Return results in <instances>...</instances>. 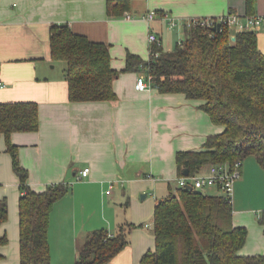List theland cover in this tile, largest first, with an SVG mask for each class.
I'll list each match as a JSON object with an SVG mask.
<instances>
[{"label": "crops", "instance_id": "obj_1", "mask_svg": "<svg viewBox=\"0 0 264 264\" xmlns=\"http://www.w3.org/2000/svg\"><path fill=\"white\" fill-rule=\"evenodd\" d=\"M152 10L156 15L148 19ZM253 10L264 14V0H255ZM228 12L244 18L248 1L130 0L128 10L114 15L108 12V0H0V102L36 101L39 107V129L15 131L12 141L19 145L33 188L42 190L55 182L71 185L51 212L52 259L75 264L86 233L99 227L116 233L131 225L128 244L111 264H140L143 255L156 248L154 211L172 190L171 181L180 177L177 152L202 149L208 135L224 125L214 123L202 101L184 92H161L154 85L138 89L141 71L126 70L128 53L147 59L151 31L165 50H172L175 35L181 41L192 19ZM53 24H67L109 45L112 65L120 71L114 81L116 99H70L66 63L51 54ZM256 32L264 51V24ZM85 167L90 168L88 175L78 178ZM21 193L6 137L0 134V199L8 200L14 225L9 217L0 225V235L9 236V228L16 235L18 221L19 245L14 258L9 256L10 240L0 246V264H20ZM232 203L234 223L248 229L240 252L264 254V225L258 220L264 210V168L254 155L244 160ZM71 247L72 258L60 260Z\"/></svg>", "mask_w": 264, "mask_h": 264}, {"label": "trees", "instance_id": "obj_2", "mask_svg": "<svg viewBox=\"0 0 264 264\" xmlns=\"http://www.w3.org/2000/svg\"><path fill=\"white\" fill-rule=\"evenodd\" d=\"M247 1L249 14H253L255 0ZM129 8L130 0H108L110 14H123ZM50 41L52 58L66 63L70 99L117 98L114 81L120 71L112 65L107 43L91 40L67 24H53ZM153 50L160 54L151 60L129 52L126 70H147L161 92H184L200 99L212 121L224 125L222 131L208 135L202 149L177 152L178 174L185 175L186 168L194 175L210 164L244 162L250 155L264 168V51L257 32L192 23L174 49L154 44ZM39 127L36 101L0 102V134L6 137L22 189L20 264H54L49 240L51 212L71 188L66 182H55L37 190L29 183V170L20 161L12 134ZM8 218V201L0 199V225ZM258 220L264 225V210ZM130 227L123 225L116 233L103 227L90 229L76 264H111L128 244ZM153 233L156 248L148 250L140 264H264V254L240 252L248 229L234 223L233 203L222 193L180 185L172 188L155 207ZM8 241L7 234L0 235V246Z\"/></svg>", "mask_w": 264, "mask_h": 264}, {"label": "built area", "instance_id": "obj_3", "mask_svg": "<svg viewBox=\"0 0 264 264\" xmlns=\"http://www.w3.org/2000/svg\"><path fill=\"white\" fill-rule=\"evenodd\" d=\"M156 15V11L152 10L148 13L147 18L153 19ZM130 16V15H128ZM172 23H175L174 21ZM202 24V25H228L232 30H255L264 24V14H248L244 18L236 13L228 12L217 18H196L189 22L190 24ZM150 42V53L148 60H151L153 56H158L160 52L158 50H153L154 44L162 45V41L158 34L154 31L149 33ZM148 71L142 70L136 87L140 90L150 89L153 83L150 79ZM244 162L238 160L235 164L230 162L225 163H214L207 165L208 169H201L198 173L194 175H183L178 178V183L180 186L187 187L192 185L193 188H203L207 185L215 186L220 193L229 197L233 201V193L235 182L242 176V167ZM90 168L85 167L80 171L78 178H82L88 175Z\"/></svg>", "mask_w": 264, "mask_h": 264}, {"label": "rangeland", "instance_id": "obj_4", "mask_svg": "<svg viewBox=\"0 0 264 264\" xmlns=\"http://www.w3.org/2000/svg\"><path fill=\"white\" fill-rule=\"evenodd\" d=\"M178 34H176L175 35V40H174V45L176 46L177 45V42H178V40H179V38H178V36H177ZM180 36V35H179ZM175 48V47H174ZM172 182V184L174 185L173 186V189L174 190H176V188H177V186H179V183H178V180H172L171 181ZM202 191H204V192H207V193H212V194H217L218 192H219V190L215 187V186H210V185H207V186H205V187H203V188H200ZM152 193L153 192H151V196H153L152 195ZM156 193H157V195L159 194L158 192H157V190H156ZM155 193V194H156ZM156 196V195H155ZM8 201V200H7ZM9 217L11 218L10 219V222L9 223H11L12 224V227L14 226L13 225V220H12V217L10 216V211H9ZM149 223L151 224V226L153 227V222L152 221H149ZM17 226H18V221H16V226H15V232H16V235H14L13 236V233H12V228L10 229L9 228V240H10V242H9V245L11 246V250L9 251V256L11 257V258H14V254L17 252V250H18V248H19V245H18V230H17ZM2 228V227H1ZM13 244H14V246L15 247H13ZM68 250V249H67ZM59 252H57V251H55V254H56V256H59L60 255V253L58 254ZM71 255H73V252H72V247L70 248V250H69V253H66V257H65V259H63L62 257H59L60 258V260H63L64 262H66V261H68V260H70L72 257H70ZM61 256V255H60ZM55 261H54V260ZM52 260H53V262H54V264H61V262L59 261H57V259L55 258V256H54V258H53ZM71 262H69V263H65V264H70ZM75 264H76V262H74ZM62 264H64V263H62ZM72 264V263H71Z\"/></svg>", "mask_w": 264, "mask_h": 264}, {"label": "water", "instance_id": "obj_5", "mask_svg": "<svg viewBox=\"0 0 264 264\" xmlns=\"http://www.w3.org/2000/svg\"><path fill=\"white\" fill-rule=\"evenodd\" d=\"M217 26H218V27H220V26H221V24H220V23H218V24H217ZM234 38H235V36H234ZM184 173H185L186 175H188V174H189V169H188V168H186V169L184 170ZM187 187H188V188H190V189H193V186H192V185H188Z\"/></svg>", "mask_w": 264, "mask_h": 264}]
</instances>
